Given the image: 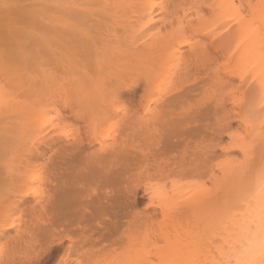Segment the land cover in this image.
Here are the masks:
<instances>
[{"label":"bare ground","instance_id":"obj_1","mask_svg":"<svg viewBox=\"0 0 264 264\" xmlns=\"http://www.w3.org/2000/svg\"><path fill=\"white\" fill-rule=\"evenodd\" d=\"M165 20L170 29L161 31ZM113 25L117 41L110 37ZM82 57L92 58L94 65L77 77L63 71L67 78L62 79L43 68L50 61L65 65ZM79 67L71 70L78 74ZM193 69L201 77L190 72ZM134 72L142 73L141 92L136 79L122 83ZM197 89L209 92L211 103L204 111L191 112L187 102L179 105L184 94L190 97ZM121 103L132 106L125 112ZM211 114L215 126L209 123L206 130L216 139L202 156L213 163L218 145L224 158L215 159L216 168L210 160L206 168L202 165L209 187L204 183L205 188L184 189L173 181L175 173L191 168H170L164 154L181 145L191 130L171 127ZM66 120L72 121L75 135L66 134ZM112 120L120 121L122 128L109 143L100 127ZM163 125L169 133H163ZM223 134L228 136L225 143ZM149 170L168 179L175 175L173 184L166 189L164 183L163 188L165 177L152 176ZM143 176L152 184L156 178L164 181L144 188ZM86 180L112 189L96 194ZM41 181L46 188L43 198L37 192L38 197L30 199ZM140 197L149 200L143 212L146 221L158 213L164 221L156 217L161 223L154 222L152 239L142 221L147 228L141 225L130 233L132 249L118 255L114 264L264 261V0H0V248L7 249L3 261L12 260L10 254L18 246L55 237L74 225L80 244L94 242L93 231L89 234L79 223L113 212L115 226L122 211L142 201ZM14 212L26 217L22 228H14ZM179 213L188 222H179ZM194 215L204 235L197 243H185L194 231ZM139 232L144 233L134 235ZM154 238H165V244L154 246ZM50 243L62 241L53 238ZM80 244L64 246L65 255ZM66 256L59 264L66 263Z\"/></svg>","mask_w":264,"mask_h":264},{"label":"rangeland","instance_id":"obj_2","mask_svg":"<svg viewBox=\"0 0 264 264\" xmlns=\"http://www.w3.org/2000/svg\"><path fill=\"white\" fill-rule=\"evenodd\" d=\"M205 9V10H204ZM203 10L204 11H206L207 12V10H206V8H203ZM206 12H204V15L205 14H207ZM101 17H103V19L105 20V18H104V16H102V15H100ZM100 17V18H101ZM192 18L194 17V14H192V16H191ZM100 18H98V19H100ZM102 19V18H101ZM100 19V20H101ZM102 19V20H103ZM175 20V21H174ZM174 26L176 25V18H174ZM107 21V20H106ZM164 22V21H163ZM163 22H161V23H163ZM167 24H166V23ZM165 22L163 23V24H160V26H163V27H161V31H166V29L167 30H169L170 28V26H168V21L167 20H165ZM108 23V22H107ZM106 22H105V24H107ZM168 26L167 28H165L164 26ZM106 25L103 27V29L104 30H106ZM163 28H164V30H163ZM110 31L113 33V35H111L110 37L111 38H113L114 37V39L113 40H115V41H117L116 39H115V35H116V32H115V29H114V25H113V30H112V28L110 29ZM202 39V37H199V40H201ZM91 58V57H90ZM78 59V58H77ZM76 58L75 59H73V61L71 62V63H69V62H63V63H65V65H67V66H65L64 64H58V63H56V62H54V61H50V62H54V63H52L53 65H51L50 64V62H49V64L48 65H46V66H48V67H46V66H44L43 68H47L48 69V71H51L52 73L54 72V74H58L59 73V75H61V77H62V79H64L63 77H65V79L67 78L66 77V75L64 74V72H66L67 73V75H68V73H69V75L72 77H77V76H80V75H82L83 74V72H84V70H87L88 68H91L94 64V62L92 61V58L91 59H89L88 57L87 58H85V57H82V59H80V60H77ZM89 60H91V61H89ZM84 61L85 62V64H83V66H82V62ZM83 62V63H84ZM68 63H69V65H68ZM55 64V65H54ZM51 66V68H49ZM60 66H62V67H60ZM79 66H81V67H83V69L81 68V67H79ZM88 66V67H87ZM74 67H79V68H81V70L79 69V68H77L78 70L76 71V72H78V71H80V72H78V74L77 73H74L75 72V70H74V72L71 70L72 68L73 69H75ZM57 68V69H56ZM52 69V70H51ZM58 70V71H57ZM57 71V72H56ZM64 71V72H63ZM196 70L195 69H193V70H191L190 72H192V73H194L195 75L196 74H200V72H195ZM71 73V74H70ZM140 72H134V73H130L128 76H126L124 79L125 80H123V84L125 83L126 84V82L125 81H127V83L128 84H130L131 82H132V80L133 81H135V79H136V81H138L139 82V84H137L136 86L139 88L140 87V85H141V79H143V76H142V73L141 74H139ZM131 74H136V76H134V77H131L132 75ZM190 74V76H189V79L190 80H187V81H191V73H189ZM194 74L192 75V80H194L196 77H193L194 76ZM139 75V76H138ZM39 76V75H38ZM188 76V75H187ZM187 76H186V79H187ZM200 77H201V75H199ZM54 77L56 78V76L54 75ZM128 77V78H127ZM59 78V80H62L61 78H60V76L58 77L57 76V78L56 79H58ZM68 78H70V77H68ZM137 78L139 79V80H137ZM127 79H129V80H127ZM131 79V80H130ZM185 79V80H186ZM197 79H198V76H197ZM184 80V79H183ZM184 80V81H185ZM153 83V82H152ZM156 82L154 81V84H155ZM127 85V84H126ZM200 85H198V87H199ZM152 87H154L153 85H152ZM140 89V92H141V88H139ZM202 90L201 89H197V91H195V92H191V96L189 97V93H187V94H184V96L180 99V102H179V105L181 106L182 104H184V103H191L190 105H192L191 107V109H190V111L191 112H194L195 110L194 109H196V111H197V113L198 112H200V111H202V109L204 108H206L207 107V105L208 104H210L211 102H210V100L208 99V96H209V92H205L206 94H205V96L207 97H203V99L205 98V100H201V101H204V102H198V101H200V99L202 98H200L199 97V95L200 94H202L203 96H204V92H202V93H200ZM198 94V97L196 96ZM140 95V97H141V95H142V93H140L139 94ZM201 96V95H200ZM139 97V96H138ZM197 97V98H196ZM207 99V100H206ZM190 100V101H189ZM209 101V102H208ZM197 105H196V104ZM194 104L197 106H194ZM121 106L120 107H122V109H123V111L125 110V112H128L127 111V109H129L128 107H130V106H132V105H128L127 104V107H126V104H124V103H121L120 104ZM124 106V108H123V106ZM198 105H200L199 107H198ZM206 107H205V106ZM228 105V106H227ZM227 107L225 108L226 110H229V108H231L230 106H231V104L230 103H227ZM194 107H196V108H194ZM57 108H60L59 107V104L57 105ZM198 109L200 110V111H198ZM204 109H203V111H204ZM224 109V110H225ZM119 110V109H118ZM223 111V110H222ZM222 111L221 110H218L217 111V114H221L222 113ZM51 113H53V112H51ZM196 113V112H195ZM213 114H215V112L213 113ZM53 115V114H52ZM195 115V114H194ZM216 115V114H215ZM196 116V115H195ZM216 116H218V115H216ZM216 116H212V114L211 115H208V116H206V118H202L201 116L198 118V115H197V117L196 118H193V119H190V121H189V124L188 125H184V124H180V125H177V126H174V127H171L172 128V131H174V130H176V131H182V132H186V131H184L185 130V128L187 127L189 130H191V134L189 135V137H187V138H184L185 140H183V142H182V144L181 145H179L178 147H176L175 149H173V150H171V151H169V152H167L166 154H164V158H166V160H168V163L169 164H171L170 165V168L174 165V166H176V165H182V164H185V167H190L191 169H189V170H187V171H189L188 173H180V172H178V173H175L176 175H178V176H176L177 178H176V180H173L174 178H175V175H174V178L172 179H168V178H170L169 176H162L161 174V178H163V177H165V179L164 180H166L165 182H163L164 180L162 179V181L160 180H158L160 177H159V175H158V173H156L155 171H154V173H153V171L152 170H149V172L151 171V173H153V174H151L152 176L153 175H157V177H159L158 179L156 178L153 182V184H152V182H151V180H150V183H149V180L147 181V179L143 176V177H141L140 178V183H141V185L142 186H144V188L145 187H148V186H150V184L153 186L154 185V187L155 186H157V184L159 183V186L160 185H162V184H160V182H163V185H162V187L164 186V183H166L165 184V187H166V189H168V188H170L169 186H171L170 185V183L171 184H173L172 183V181H170V180H173V181H176L175 183L176 184H179L178 186H180V187H182V186H184V189H185V185H186V188H187V186L188 185H191V187L192 188H194L195 190L197 189L198 190V188L200 189V188H205V187H209L210 186V184H208V183H210V182H208L209 181V179L205 176V168H206V165L205 164H208V162H209V160H210V163H211V157H208V159L209 158H211V159H207L208 161H206L205 162V157H203L202 155H204V154H207L206 152L204 153V154H202L204 151H207V149H208V146H210V144L212 143V142H214L215 140H214V134L212 133V134H208V133H210V132H208L206 129H207V127H208V125H209V123L210 124H213L214 122H215V117ZM207 118H208V120H207ZM65 121V120H64ZM114 121V122H113ZM231 121H232V123H233V130H236L237 128H236V126L238 127V122H237V120L236 119H234L233 118V115H232V117H231ZM62 122L63 121H61V123L58 121V125H60L61 126V129H62V127H65V126H63V124H62ZM111 122H113L114 124L116 123H120V121H115V120H112ZM111 122H107V124L105 123L104 125H103V127H100V130L102 129V131H100L102 134H104V132H105V134H104V136L106 135V136H108V137H105L104 139H108L106 142H111L112 141V139H114L116 136H118V134H119V132H120V130H121V128H120V126L122 125L121 123H120V125H118V126H116V124L113 126L112 124H111ZM237 122V123H236ZM64 123V122H63ZM66 123L67 124H64V125H66V127H65V130H66V134H71L72 136H73V134L75 135L76 134V131H75V126L73 125V123H72V121H70V120H66ZM62 124V125H61ZM58 125H57V127H58ZM110 125V126H109ZM60 126L58 127L59 129H60ZM107 126H109L110 127V130H111V132H109L110 130H109V127L107 128L108 130L106 131V127ZM215 125L213 124V127H214ZM118 127V128H117ZM162 127V126H161ZM112 128V129H111ZM119 128H120V130H119ZM162 128H165L166 129V126L164 127V125H163V127ZM163 129V133H165V134H167V133H169V131L166 129ZM197 130H200V131H198L197 132ZM63 131H64V129H63ZM109 132V133H108ZM113 132V133H112ZM118 132V133H117ZM194 132H197V133H195L194 134ZM207 133V134H206ZM108 134V135H107ZM111 134H114V136H112ZM210 135V136H209ZM186 136V135H185ZM212 136V137H211ZM113 137V138H112ZM226 138H228V136H227V134H223V140H222V142H224L225 143V141H227L228 139H226ZM211 139H212V142L210 143V141H211ZM216 139V138H215ZM226 139V140H225ZM103 143H105V142H103ZM223 143V144H224ZM208 144V145H207ZM206 145V146H205ZM97 146H98V144H97ZM207 147V148H206ZM221 147H218V145L216 146V148H214V149H216V150H214V151H216V152H213V153H216V157L217 158H213L214 160H212L213 161V163H211L212 165H213V167L214 168H216L215 166V164H214V162H217L220 158L219 157H223L224 158V153H223V150L222 149H220ZM90 150V149H89ZM88 150V151H89ZM203 150V151H202ZM232 152V153H231ZM235 152V153H234ZM229 153H231L232 155H234L235 154V156H238V157H240L241 155L235 150H231ZM228 153V154H229ZM236 154H238V155H236ZM215 154H213V156H214ZM201 156V157H200ZM204 156H206V155H204ZM209 156H212V155H209ZM229 156H230V154H229ZM202 157L204 158V159H202ZM219 158V159H218ZM217 161H216V160ZM221 160V159H220ZM190 161H192L191 163L192 164H190ZM187 162H189V164L187 163V166H186V163ZM218 163V162H217ZM197 164V165H196ZM189 165V166H188ZM191 165H192V167H191ZM202 165H204L205 166V168H203L204 166H202ZM155 168H156V166H154ZM195 167H198L197 169L195 168ZM194 168V169H193ZM152 169H154L153 167H152ZM158 169V168H157ZM157 169H155V170H157ZM193 169V170H192ZM203 170V171H202ZM186 171V172H187ZM204 172V173H202V172ZM150 174V173H149ZM184 174H186V175H184ZM173 175V174H172ZM172 175H170L171 177H172ZM156 176H154V178H155ZM152 179V178H151ZM158 180V181H157ZM207 180V181H206ZM177 181H178V183H177ZM42 182V181H41ZM41 182H40V186H39V183H36V186L34 187L35 188V192H32V195L30 196V199H33L35 196H37L38 197V195L40 196V198H43V197H41V196H44V195H42L43 194V192L42 191H44L46 188H44L43 186V182H42V184H41ZM156 182H158V183H156ZM85 183H86V187H88L89 189H92V188H95V193L96 194H102V195H105L106 194V191H108V192H110L111 191V189H112V186L111 187H108V188H103V187H101L95 180H86L85 181ZM155 183H156V185H155ZM203 183V184H202ZM204 183H205V185H207V186H205L204 185ZM38 184V185H37ZM90 184V185H89ZM202 184V185H201ZM42 185V186H41ZM204 185V186H203ZM167 186H168V188H167ZM201 186V187H200ZM203 186V187H202ZM164 188V187H163ZM183 188V187H182ZM44 189V190H43ZM194 190V191H195ZM31 191H33V189L31 190ZM37 192H39L40 194H38ZM42 193V194H41ZM46 192H44V194H45ZM93 194L92 196L93 197H96V194ZM38 194V195H37ZM140 199H141V197H140ZM142 201H140L139 203H136V204H131V205H129L125 210H123L122 211V216H121V218H118L117 220H116V225L115 226H111V222H112V220H114V213L113 212H109L106 216L105 215H101V216H99L98 218H96V217H94L93 219H91V220H89V222L88 221H86V222H81V223H79L78 225L79 226H87V231H88V233L90 234L91 232H90V230H92L93 231V236H95L96 237V239L97 240H94V242H86L85 244L84 243H79V238H80V231L78 230V231H76V229H75V227L77 226V225H74L73 227H74V229L72 230H66V229H62L59 233H58V235H56L55 237H46V238H41V240H35V242L33 241V242H30V243H25V244H23V245H20V246H18V250L16 249V251L14 250V251H12V253L10 254V257L11 256H13L12 257V260H8L9 262H6V263H9V264H59L60 263V259L62 258V256H66L65 255V251H64V246L66 247L69 243H71V241L72 242H76V243H78V244H80V247H78L77 249H74V251L73 252H66V254H67V256L65 257V258H67L68 260H66V263L65 264H74L75 263V261H77V260H80L79 262H77V264L78 263H80V264H107L108 262H109V260L111 259L112 260V257H114V256H116V257H114V258H116L112 263L114 264V262H116V260L118 259V258H120L118 255H120V256H122V254H124V251L126 252V253H128L131 249H132V247H130L131 246V244L129 243V239H130V233H132V231H137V229L142 225V221H146V219L144 218V216H143V212H145L146 211V204H147V202H149V200L147 199V198H143V199H141ZM161 210L159 209V212H160ZM14 214H17V215H13L14 216V219H13V217L12 218H9V219H13V221H14V225H15V227L14 228H22V226L21 225H23L24 226V224H22V222L24 223V221L26 220V217L24 216V215H22L23 213H20V214H18V213H15L14 212ZM158 215V216H157ZM155 214L154 216H152L153 218L151 219H147L148 221H146V223L145 224H147V226H148V228H147V226L145 225V227L147 228H145V227H143L144 225H142V227L143 228H145L146 229V231L147 230H149L148 231V235H147V237L148 238H153V236L151 235V230H153L154 229V227L156 226L157 227V225H155V221H156V219L158 218V217H160L161 218V220H162V214L161 213H158V214ZM143 216V217H142ZM157 217V218H156ZM190 217H192V216H190ZM197 216H195L194 215V218H193V220L190 218V220H191V222L192 221H195L194 223H195V225H193V230L194 231H192L193 233H191V235L189 234L188 236H186L185 237V239H184V242L185 243H189V242H194V243H197L198 242V240H200L199 239V235L203 232L202 230H204V229H202V226H200V225H202V223L201 222H199V221H197ZM8 219V221H10ZM153 219H154V221H153ZM159 219V218H158ZM158 219H157V221H156V224H157V222H158ZM141 220V221H140ZM152 220V222L153 223H151L150 221ZM161 220H160V222H158V225H159V223H161ZM177 220L179 221V222H182V223H186V219H185V215H183V214H181V213H179L178 214V216H177ZM186 220V221H185ZM162 221H164V220H162ZM149 224H148V223ZM188 222V221H187ZM198 222V223H197ZM144 223V222H143ZM193 223V224H194ZM154 224V225H153ZM196 224L198 225V226H196ZM107 227H111V228H113V230L111 229L110 231H108V228ZM141 227V228H142ZM155 227V228H156ZM14 228H12V230L10 229V233L12 232V234L14 233V231L13 230H15ZM143 228H142V230H143ZM151 228V229H150ZM202 229V230H201ZM138 231H140V229L138 230ZM141 232V231H140ZM139 232V233H140ZM134 233V232H133ZM133 233H132V235H133ZM135 233H137V232H135ZM139 233L138 234H134V235H138V237H140L141 236V234H143V233H140V235H139ZM203 235H204V233H202ZM203 235H201V237H203ZM143 236L144 235H142V238H143ZM136 237V236H135ZM134 236L131 238L133 241H134V239L133 238H135ZM53 238H60L61 239V241H62V243L59 245V244H51L50 243V241H52V239ZM137 238V237H136ZM44 239V240H43ZM95 239V238H94ZM139 239V238H138ZM156 239L154 238L153 239V241L155 242V244H153L154 246H159V247H161L162 245H164L165 244V238H163V239H158V240H156V241H158V242H156L155 241ZM36 241H39V242H36ZM2 242H4V241H2ZM132 242V241H131ZM128 243H129V246H128ZM134 243V242H133ZM132 243V244H133ZM50 244L51 245H53V247L51 246L50 247ZM134 245V244H133ZM132 245V246H133ZM185 245V244H184ZM50 248H49V247ZM128 246V247H127ZM48 247V248H47ZM82 247V248H81ZM127 247V248H126ZM129 248H131L130 250H129ZM151 248V250H153L154 249V247H152V245H149V249ZM128 249V250H127ZM84 250V251H83ZM85 250H87V251H85ZM91 251V252H90ZM128 251V252H127ZM6 252H7V249H6V246L4 245L2 248H0V264H6L4 261H3V256L6 254ZM14 252H15V254H14ZM63 252H64V254H63ZM81 252H83V255H81L82 253ZM85 252H89L88 254H91V255H89L88 256V254L87 255H84V253ZM117 252H120L119 254L117 253ZM71 253V254H70ZM3 254V255H2ZM61 254H63L62 256H61ZM3 257V258H2ZM9 257V259H11ZM61 257V258H60ZM80 258V259H79ZM113 258V259H114ZM75 259H77V260H75ZM111 260H110V263H111ZM15 261V262H14ZM106 261H108V262H106ZM14 262V263H13ZM105 262V263H104ZM110 263H108V264H110ZM111 263V264H112ZM76 264V263H75Z\"/></svg>","mask_w":264,"mask_h":264},{"label":"snow or ice","instance_id":"obj_3","mask_svg":"<svg viewBox=\"0 0 264 264\" xmlns=\"http://www.w3.org/2000/svg\"><path fill=\"white\" fill-rule=\"evenodd\" d=\"M262 264H264V261H262Z\"/></svg>","mask_w":264,"mask_h":264}]
</instances>
